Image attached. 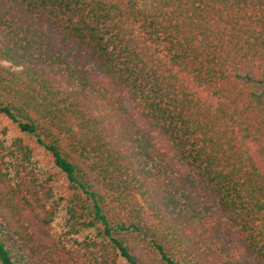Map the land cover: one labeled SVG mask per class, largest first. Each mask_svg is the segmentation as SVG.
I'll return each mask as SVG.
<instances>
[{
  "label": "trees",
  "instance_id": "16d2710c",
  "mask_svg": "<svg viewBox=\"0 0 264 264\" xmlns=\"http://www.w3.org/2000/svg\"><path fill=\"white\" fill-rule=\"evenodd\" d=\"M0 264H264V0H0Z\"/></svg>",
  "mask_w": 264,
  "mask_h": 264
},
{
  "label": "rangeland",
  "instance_id": "374dc122",
  "mask_svg": "<svg viewBox=\"0 0 264 264\" xmlns=\"http://www.w3.org/2000/svg\"><path fill=\"white\" fill-rule=\"evenodd\" d=\"M11 127H12L13 132H14L16 135H21V134L18 132V130L15 128L14 125H11Z\"/></svg>",
  "mask_w": 264,
  "mask_h": 264
}]
</instances>
